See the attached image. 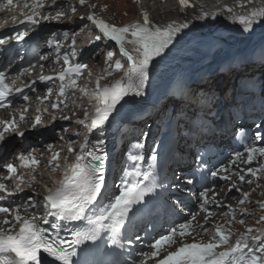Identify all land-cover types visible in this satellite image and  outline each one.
I'll return each mask as SVG.
<instances>
[{
  "label": "snow or ice",
  "instance_id": "1",
  "mask_svg": "<svg viewBox=\"0 0 264 264\" xmlns=\"http://www.w3.org/2000/svg\"><path fill=\"white\" fill-rule=\"evenodd\" d=\"M250 2V0H249ZM80 5H86L88 0H78ZM140 5L139 15L127 24L118 25L111 23L105 18L97 15L95 12H89L86 17L90 24L97 30L95 41L107 39L114 42L118 48L121 59L115 60L114 66L109 65L116 56V50H107L105 53V69L106 75H111L112 71H119L122 67V60L128 62L127 71L124 76L114 81L110 85H101L100 81L103 76L97 77L92 96L97 106L89 113L86 109L83 118L77 121V124L86 127L87 134L84 136V142L80 145L79 151L73 147L71 140L68 141V152L76 151V156L71 164H68L63 170L62 179L55 187L49 188L43 196L44 213L42 216L23 215L18 205L15 209L11 207L0 206V214L4 215V219L0 221V264H74L73 257L77 255V248L85 242L92 241L99 243L104 240L106 243L123 248L125 243L131 244L132 238H126L122 234L126 220L129 217L133 207L140 205L144 211H149L146 203V196L154 192L161 185L155 182L145 185L141 182V177H147L148 173L143 171V162L145 156L142 151L137 154H131V165L123 170L120 183L112 191L111 185L107 182L105 160L106 153L102 149L93 146L94 150H89L90 140L88 134L96 130L102 132L109 118L117 111L118 106L122 105L130 96H142L146 84L151 78L152 68L158 63V59H163L170 50V45L174 39L184 29L189 27L187 21L177 24L175 20L157 22L153 19L150 10L145 6L144 0H137ZM245 0H241L240 7H244ZM180 10L190 7V0H178ZM13 5V0H6V4L2 7L8 8ZM19 6V5H17ZM90 8H96L95 4L88 5ZM27 12H21L22 19L17 16L12 17L13 23L26 25L28 27L22 31H15L13 35L0 39V44L6 43L8 40L22 41L29 35L32 27L41 25V22L60 21L65 18L66 12L62 6L57 4V0H52L51 4L46 0H25L23 4ZM107 7L106 5L104 6ZM46 9H48L46 11ZM71 12L75 13V6L70 5ZM231 15L230 19L237 20L243 25V31L249 32L253 29L255 23H264V9L247 10L236 13L232 7L226 8ZM216 16L218 13H212ZM208 12H202L197 19L208 17ZM87 27V25H85ZM65 38L67 33L64 34ZM76 40L73 38L72 51L65 52L63 55V70L54 76L40 75L41 81L58 80L56 99L50 100L53 88L48 87L47 93L43 97H37L40 103L47 102L52 109H58L61 106H67L65 101L68 99V92L73 93L79 91L81 94L87 95V90L78 85L83 71L88 68L85 63H71V57L76 55ZM91 43V42H90ZM50 47H54L56 51V62L61 60L60 41L49 40ZM45 59V57H41ZM43 65H41V69ZM31 71V67L24 68L12 80H8L5 71H0V109L11 106L13 100L11 97L20 96L24 101L30 98L24 93L25 88L35 91L34 84L25 83L22 86H16V80L20 79L26 73ZM24 111L19 113V120L25 119ZM48 108H38L32 127L35 128L41 122V115L46 113ZM17 113H12V118L0 120L3 125L0 130V141L6 139V133L15 132L18 128L16 119ZM64 120L70 119L69 116L62 117ZM55 119V117H53ZM66 131V129H65ZM18 135L23 136L24 132ZM98 143H100L98 141ZM135 149L142 150L144 144L137 143L133 146ZM50 150L52 145H48ZM246 153V159L244 155ZM60 154L54 153L48 160V165L53 171L59 168L57 161ZM257 157H264V147H257L254 144L246 146L244 152L235 153L231 164L235 165L237 161L250 165ZM19 165L11 163L5 164L7 176L0 177V192L7 193L9 196L13 193L23 191L21 185L25 182L31 184L36 180L35 168L40 164V158L33 153H20L17 156ZM67 159V157H65ZM157 160L155 151L148 157L151 164ZM18 167L29 169L27 176L22 172L18 173ZM227 168L213 171V177L226 172ZM246 174L258 177V174H264V163H260L258 167H247ZM241 183L245 182V174L240 171L235 173ZM15 176L16 183L10 191L5 180H11ZM221 179L231 180V176L222 175ZM253 180H247L248 184H252ZM191 184L192 181L188 180ZM235 187V184L232 185ZM209 190L200 192L198 200V208L207 215L204 220L208 221L209 217L215 215L210 211L209 205L217 204L215 193L210 197ZM231 191V188H229ZM240 191V189H237ZM250 192H243L240 204L248 201ZM4 197L0 195V200ZM30 204L24 206L23 211L27 213L30 208H36L39 205L29 196ZM228 212L231 219L227 221L231 224L236 220V210L228 205ZM260 207L264 209V202L260 203ZM243 215H248L246 208L240 210ZM53 218L50 220L49 218ZM197 214L189 213L185 219L178 224L171 226L164 233L159 234L151 244L150 252H142L143 259L139 264H148L153 261L154 264H264V230H256L257 235H251L254 231L252 227H248L246 231L240 233L235 243L229 245L233 232L230 228L221 224L213 226L211 238L206 242L204 240H196L192 242H180L186 237L192 236L197 232H207L205 225L196 223ZM39 219V223L37 220ZM72 222H81L80 226L72 225ZM259 222H264V215L259 217ZM239 223L244 224L243 219ZM43 225H49L44 227ZM6 226V227H5ZM51 230V235L49 234ZM69 232L70 240H66L60 233L61 231ZM106 234V235H105ZM140 240L139 236L135 237ZM259 241L256 247L252 246V242ZM178 244V246H177ZM174 247V250H170ZM222 249V250H220ZM132 264H136L135 261Z\"/></svg>",
  "mask_w": 264,
  "mask_h": 264
},
{
  "label": "bare ground",
  "instance_id": "2",
  "mask_svg": "<svg viewBox=\"0 0 264 264\" xmlns=\"http://www.w3.org/2000/svg\"><path fill=\"white\" fill-rule=\"evenodd\" d=\"M223 1H225V0H202V3L204 5V7L203 8L197 7V10H195V11L196 12H201V13L202 12H208L209 13V16L208 17L213 16V15H211L212 13H218V16L219 17L224 18V17L220 16V13L218 11V9L221 8L220 5H221V2H223ZM152 4L155 5V8L153 9V13L158 18L164 16V18H168V20H170V21L175 20L176 22L180 23L184 19V17H185V16L177 13L174 10L173 3L170 0H166L165 3L158 2L157 0H153V3ZM245 5H246V2L244 3V7H245ZM241 12H243V11H241ZM194 13H195L194 11L193 12H189V15L190 14L192 15ZM236 13H240V12H236ZM227 15L230 16L231 14L228 13ZM217 19H219V18L217 17ZM229 23H232V24L237 23L238 24L239 21L230 19ZM229 23L228 24H225L223 21H221V22H217V25L219 27H222V28H225L226 29L227 26H229ZM186 30H192V29L187 28ZM184 31H185V29L182 30L181 33L184 32ZM232 31L239 32L240 29L237 28V27H233L232 28ZM180 39H182V38H180ZM215 44H218V43H215ZM201 49L197 50V48H196V49H193L192 51L186 53L187 54V58L189 60H191V61H193V60H195L197 58L199 59L198 62L196 63V65H198L199 62H201V61H203L205 59L208 60L209 53H205L203 55H201V54H198L197 55L196 54L197 51L200 52ZM205 49H206V51L205 50L204 51L207 52V49L208 48H205ZM182 63L184 64L185 63V60H183ZM159 70H160V68H156V69L152 70L151 78L148 81V83L146 84V89L147 90L153 88V86H154V84L156 82V78L158 77V74L157 73H158ZM90 72H94L95 73V69L94 68L91 69ZM72 225L73 224L71 223V224L68 225V227L70 228V227H72Z\"/></svg>",
  "mask_w": 264,
  "mask_h": 264
},
{
  "label": "rangeland",
  "instance_id": "3",
  "mask_svg": "<svg viewBox=\"0 0 264 264\" xmlns=\"http://www.w3.org/2000/svg\"><path fill=\"white\" fill-rule=\"evenodd\" d=\"M107 1H109V0H107ZM110 1H111V4H112V7H113L111 9V11H112L111 14L114 16L115 21L123 22V21H126L128 19H131L133 17V13H135V10H134V7L132 6V4L129 2V0H110ZM217 46H218V44H215L213 47L208 48L207 49V52H205L206 49H203L202 48L200 50V52L197 51L196 54L197 55L198 54L203 55L205 53H209V55L211 56V54H213V53H210V52L212 50L215 51L217 49ZM103 59H104V56H103ZM208 59H209V56H208ZM104 61H105V59H104ZM202 89H206V88H202Z\"/></svg>",
  "mask_w": 264,
  "mask_h": 264
}]
</instances>
